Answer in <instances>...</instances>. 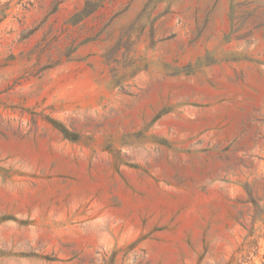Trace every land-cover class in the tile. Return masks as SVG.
I'll use <instances>...</instances> for the list:
<instances>
[{"label": "rangeland", "instance_id": "374dc122", "mask_svg": "<svg viewBox=\"0 0 264 264\" xmlns=\"http://www.w3.org/2000/svg\"><path fill=\"white\" fill-rule=\"evenodd\" d=\"M0 264H264V0H0Z\"/></svg>", "mask_w": 264, "mask_h": 264}]
</instances>
